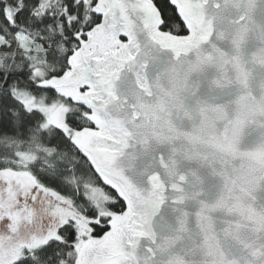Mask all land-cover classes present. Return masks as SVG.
Listing matches in <instances>:
<instances>
[{"label":"snow or ice","instance_id":"obj_1","mask_svg":"<svg viewBox=\"0 0 264 264\" xmlns=\"http://www.w3.org/2000/svg\"><path fill=\"white\" fill-rule=\"evenodd\" d=\"M0 264H264V0H0Z\"/></svg>","mask_w":264,"mask_h":264}]
</instances>
